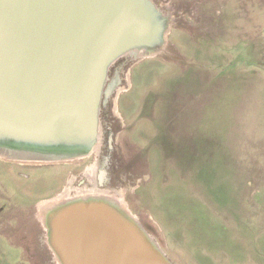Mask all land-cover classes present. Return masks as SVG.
I'll list each match as a JSON object with an SVG mask.
<instances>
[{
	"label": "rangeland",
	"instance_id": "obj_1",
	"mask_svg": "<svg viewBox=\"0 0 264 264\" xmlns=\"http://www.w3.org/2000/svg\"><path fill=\"white\" fill-rule=\"evenodd\" d=\"M152 1L172 26L160 53L110 67L105 91L129 69L131 83L116 109L115 91L102 99L98 152L1 156L0 190L29 207L9 228L30 264H58L39 203L91 188L89 168L174 264H264V0Z\"/></svg>",
	"mask_w": 264,
	"mask_h": 264
},
{
	"label": "water",
	"instance_id": "obj_2",
	"mask_svg": "<svg viewBox=\"0 0 264 264\" xmlns=\"http://www.w3.org/2000/svg\"><path fill=\"white\" fill-rule=\"evenodd\" d=\"M154 4L0 0V149L81 158L96 141L111 64L132 49L164 48L166 19ZM47 240L61 264H173L101 200L60 204Z\"/></svg>",
	"mask_w": 264,
	"mask_h": 264
},
{
	"label": "bare ground",
	"instance_id": "obj_3",
	"mask_svg": "<svg viewBox=\"0 0 264 264\" xmlns=\"http://www.w3.org/2000/svg\"><path fill=\"white\" fill-rule=\"evenodd\" d=\"M148 1L151 2L152 4H154V2L152 0H148ZM155 8L159 10V8L157 6ZM166 13L168 15H164L162 13L164 15L162 17H164L166 19V22L164 25V31L162 34L163 43L166 42L167 35H168L170 28L172 26V23H173L172 16L169 14L168 11ZM128 53H131L134 55H140V56L142 55V56L149 57L152 55H156L160 52L159 51L150 52V51L145 50V49H132V50H129L128 52L122 54L121 56L128 54ZM121 56H119V58ZM119 58H117V59H119ZM116 60L111 64V66L116 62ZM132 62H134V61L132 60ZM120 88H121L120 83H118L114 87L113 93L115 91V94H116V97L113 98L114 103H116V100H117L116 98L119 97L118 92H119ZM104 95L105 96L107 95L105 90H104L103 97H105ZM115 109H116V106H115ZM99 128H100V124H98L95 143L89 148V150L85 154L82 155V157H85L86 155L91 154L90 152H92V150H94V149L96 151L97 147L99 146V142L97 144L98 135H99ZM0 155L3 157H7V158H11V159H17V160H34V158L37 156L36 154H32L29 152L26 153V152H22V151H18V150H12L11 151V150H2V149H0ZM89 169L90 170H88L86 172V176L89 179V181L92 182L91 185L93 184V186L91 188L88 186L77 188L75 190V194H72V192H70L69 189L66 188V189H64V191L62 193L58 194L54 199H52L50 201L45 200V201H42L41 203H39V205L37 204L38 205V214L37 215L40 218V220L42 221L43 226L46 228V232H47V227H48V222L50 220V216L52 215V212L54 211V209L57 208L60 204H63L66 202L68 203V202H72V201L86 202L88 200H96V201L101 200V201H104L105 203H108L112 206L117 207L121 211V213H123L128 218L132 219L136 224L140 225L141 228L146 232L144 227L141 225L139 219L134 214H132V212L126 207L124 199L121 196L122 192H120V194H119L120 196H119V195L115 194L114 192H112L110 189L100 188L98 185V179H97L98 174H96V168H89ZM146 234L148 235L150 242L157 249H159L160 251H163L162 248L159 246L158 242L151 235H149L147 232H146ZM53 254L55 255V259H56L57 263L61 264V261L58 258V256L54 252H53Z\"/></svg>",
	"mask_w": 264,
	"mask_h": 264
},
{
	"label": "crops",
	"instance_id": "obj_4",
	"mask_svg": "<svg viewBox=\"0 0 264 264\" xmlns=\"http://www.w3.org/2000/svg\"><path fill=\"white\" fill-rule=\"evenodd\" d=\"M18 203L21 206L20 213L17 211ZM28 208L26 203L15 201L3 186V190H0V264H30L25 252V238L15 235L9 228L18 218L26 216Z\"/></svg>",
	"mask_w": 264,
	"mask_h": 264
},
{
	"label": "flooded vegetation",
	"instance_id": "obj_5",
	"mask_svg": "<svg viewBox=\"0 0 264 264\" xmlns=\"http://www.w3.org/2000/svg\"><path fill=\"white\" fill-rule=\"evenodd\" d=\"M146 56H140V55H134V54H131V53H128V54H125V55H123V56H121L119 59H122V58H126L127 60H130V61H134V62H137V61H139V60H141L142 58H145ZM150 57V56H149ZM119 59H117L116 60V62L119 60ZM130 69L128 70V71H125V73H124V84H122L123 82H122V80H121V78H120V76H119V74H117V76H115V78H114V80H113V82L110 84V86H109V88H107L106 89V93H107V95L105 96L106 97V99H110V96H111V94H112V91L114 90V87H115V85H117L118 83H120V90H119V92H118V96L120 95V92L126 87V85H129L130 83H131V80H130V78H129V74H130ZM127 72H128V75H127ZM129 83V84H128ZM126 89H124L123 91H125ZM117 99V98H116ZM116 102H117V100H116ZM115 106H117V104L116 103H114V108H115ZM100 115V114H99ZM121 118V117H120ZM122 119V118H121ZM99 124H100V118H99ZM113 133L112 134H110L109 136H108V141H109V143L111 142V141H113ZM102 137H104L103 136V131L101 130V126H100V128H99V135H98V140H97V144H98V142L101 140V138ZM101 142H99V146L97 147V149H96V151H95V149H94V151L95 152H98V150L101 148V144H100ZM96 144V145H97ZM93 151V150H92ZM9 160H11V161H16L15 159H10L9 158ZM97 179H98V183L100 184V185H102V183H104V182H106V179H105V175H104V173L103 172H101V173H99L98 175H97ZM150 179V175L149 174H144L143 175V177H142V179L141 180H144V181H147V180H149ZM108 181V180H107ZM138 181H140V180H138Z\"/></svg>",
	"mask_w": 264,
	"mask_h": 264
}]
</instances>
